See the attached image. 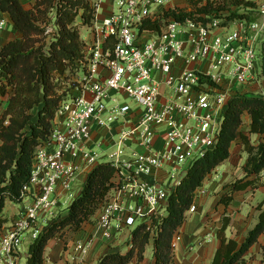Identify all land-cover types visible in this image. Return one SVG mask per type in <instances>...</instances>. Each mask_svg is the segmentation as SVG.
Segmentation results:
<instances>
[{
  "label": "built area",
  "instance_id": "1",
  "mask_svg": "<svg viewBox=\"0 0 264 264\" xmlns=\"http://www.w3.org/2000/svg\"><path fill=\"white\" fill-rule=\"evenodd\" d=\"M188 1L112 0L100 17L103 0H95L92 35L82 37L75 72L60 76L67 97L35 150L25 206L0 234V264L27 260L24 241L58 220L78 179L85 183L102 163L116 168L115 186L93 232L77 242V263L96 239L115 242L143 218L163 215L171 191L218 141L230 100L264 96V8L259 18L231 23L214 15L164 19L166 10L191 11ZM158 19L159 32L141 29ZM12 27L0 8V44ZM196 209L194 203L187 213Z\"/></svg>",
  "mask_w": 264,
  "mask_h": 264
},
{
  "label": "trees",
  "instance_id": "2",
  "mask_svg": "<svg viewBox=\"0 0 264 264\" xmlns=\"http://www.w3.org/2000/svg\"><path fill=\"white\" fill-rule=\"evenodd\" d=\"M189 2L191 11L166 10L164 19L190 16L200 20L209 15L226 17L228 23L235 19H253L231 12L228 6L217 5L215 0ZM232 2L237 6L257 8L256 2L251 0ZM0 8L9 14L19 34L0 48V97L7 99L6 109L0 116L1 234V228L8 222L4 215L7 202L22 201V190L30 181L35 150L52 133L55 114L67 97L60 76L68 71L75 72L76 61L82 56L85 45L82 30L93 24L96 7L95 0H33L30 8H26L21 0H0ZM225 11L229 13L224 14ZM161 24L162 19L145 20L141 29L159 32ZM246 117H249L248 122ZM251 134L260 135L257 144L252 142ZM236 141L248 154L245 175L232 182L219 200L225 211L223 225L217 231L220 246L212 264H246L249 249L264 234V203L258 204V222L242 243L226 235L231 223L227 208L235 193L264 186L261 179L264 171V96H234L230 100L218 141L193 162L188 173L171 191L165 213L143 218L131 231L128 250L125 253L119 250L107 252L98 264L141 262L150 243L154 264H174L173 241L188 218L187 211L208 177L230 158ZM115 176L113 165L95 166L66 214H61L29 244L27 264H46L45 252L51 239L61 237L66 241L84 225H95L102 204L115 186Z\"/></svg>",
  "mask_w": 264,
  "mask_h": 264
},
{
  "label": "crops",
  "instance_id": "3",
  "mask_svg": "<svg viewBox=\"0 0 264 264\" xmlns=\"http://www.w3.org/2000/svg\"><path fill=\"white\" fill-rule=\"evenodd\" d=\"M21 1L26 8H30L33 2V0ZM111 6L112 0H103L99 10V16L102 17L108 14L110 12ZM18 36L19 34L16 32L14 27L3 32L1 35L2 42L0 44V48L5 42L15 39ZM248 121L249 117H246V122ZM250 138L254 144H257L260 139V135L251 134ZM238 150L242 152V165L245 166L248 154L244 151V148L239 143V141H236L232 146L230 158L225 163L220 165L208 177L204 183V186L199 190L200 194L195 200V204L198 209L197 212H194L188 216L179 233L174 238V264H212L214 254L220 246V240L217 237V231L223 225L222 215L225 211L224 205L220 204L219 200L221 196L229 189V186L225 188V185L228 183L230 174L233 173V171L236 172L237 170V167H234L232 164L231 159L233 160L234 158L233 152L236 153ZM263 172L261 174L262 181H264ZM213 191H215V193L218 192V194L214 195ZM262 202L264 203V186H260L256 189L248 188L235 193L233 202L227 208V213L231 217V223L226 230V235L229 238L235 239L239 243H242L245 240L248 231L252 229L258 222L259 211L257 206ZM24 206L25 203L23 204V207ZM22 209L15 211H17L19 215ZM15 220L16 218L9 219V221L2 227L1 233L5 232ZM81 230L75 234L68 235L70 237H73V235L77 236ZM129 236L130 232H128V234H126V232L123 234L119 233L115 239L116 246L120 247L123 242L127 241ZM81 239H85V237H82ZM79 241L81 240H78V242ZM27 243L28 239L24 241L25 247L22 254L28 253L29 247L27 246ZM71 243L72 242H69L68 248ZM125 245H127V243L123 246ZM148 247H150L151 250V259L145 257L141 262H132L130 264H154L155 258L152 243H150ZM263 247L264 234H262L258 241L249 249L248 253L246 254V264H264ZM105 249L106 245H103V242H101L99 239L97 240L95 247L92 249L89 256H94V254L99 255L103 251L105 252ZM147 249L145 256L147 254ZM46 252V264H66V260L70 263V261H75L74 258L77 255L76 248L73 254H70V249L66 248L64 245V238L61 237L51 239L46 247ZM75 263L77 264L76 261Z\"/></svg>",
  "mask_w": 264,
  "mask_h": 264
},
{
  "label": "rangeland",
  "instance_id": "4",
  "mask_svg": "<svg viewBox=\"0 0 264 264\" xmlns=\"http://www.w3.org/2000/svg\"><path fill=\"white\" fill-rule=\"evenodd\" d=\"M215 1H216V4L217 5L221 4V5L228 6V8L230 9L231 12H236L238 14H246V15H249L250 17H252V18L254 17L253 19L259 18L260 12H261L260 11V8H264V0H251V1L256 2V4H257V8L256 9H252L251 7H246L245 5L237 6V5H235L232 2V0H215ZM177 3L178 4H182L181 1H177ZM185 5H186V3L183 6H185ZM187 6L189 7V9H192V4L189 1L187 2ZM228 13H229V11H225L224 12V14H228ZM88 35H89V38L92 35L91 32H89V29H83L82 30V37L88 36ZM123 97L126 98L127 102H129L131 105H133V106L135 105L130 98L125 97V96H123ZM6 103H7L6 96H4V98L0 97V116L4 113V111L6 109V106H7ZM241 153L242 152H240L239 150L236 153L233 152L234 158H233V160L231 159V162L234 165V167L235 166L237 167V170H236V172L233 171V173L230 174V178L228 180V183L225 185V188L228 187L229 185H231V183L234 182L235 180H239L242 177H244V175H245L244 165H242V157L243 156H242ZM105 160L106 159H104L103 161H105ZM84 180H85V177H82V176L78 179L77 184L74 186V188H73V190L71 192V197L69 198V201L66 204H63L62 209H59L58 210L59 216L61 214H66L67 208L69 207V205L78 197V195L80 194V192H81V190L83 188ZM213 192H214V195H217L218 194V192L217 193H215V191H213ZM23 204H24L23 202H20V203H10V202H7L6 207L4 209V215H5V217L7 218L8 221H9V219H15V218L17 219V218H19V215H18L17 211H15V210L22 209ZM197 210L198 209H196L195 212H197ZM20 213H21V211H20ZM190 215L191 214H188L187 213V216H190ZM84 226L85 227L82 228L81 232H79L77 234V236H75V235H73V237L72 236L71 237L68 236V238H67L66 241L64 239V245L66 246L67 249H70V254H73V252H74V250L76 248V245H77L78 240H83V239H81L82 237H85L86 238L89 234H91L93 232V226L94 225H90L89 226V224H86ZM131 231H132V228L129 229V230L125 229L121 234H123L125 232H126V234H128V232H131ZM99 239L101 240V242H103V245L104 244L106 245V249L107 250L105 249V252L103 251L99 255L94 254V256L92 255L91 257L89 256L90 255L89 254L88 255L89 258L87 257L84 260L83 263H77V264H98L99 260L107 252H110V251H118L119 250L122 253H125L128 250V248H129L128 245L123 246L126 243L128 244V239H127V241L123 242V244H121L120 247H117L116 244H115V242H112V241H110V242L104 241L101 238H99ZM99 239H96V242ZM74 241H75V243H74ZM31 242H32L31 240H28V243H27V246L28 247H29V244ZM69 242H72V243H71V245L68 248ZM107 245H108V247H107ZM24 247H25V244L23 245V249H24ZM94 247H95V245L93 246V248ZM25 255H26V253H23V256H25ZM145 257L151 259V250H150V247H148L147 254H146ZM25 261H26V259L23 258L22 261H21V263H25ZM26 264H27V261H26ZM66 264H76V263H75V261H72V262L70 261V263H69V261L66 260Z\"/></svg>",
  "mask_w": 264,
  "mask_h": 264
}]
</instances>
